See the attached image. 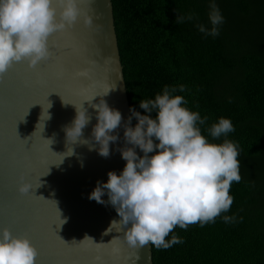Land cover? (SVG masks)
Wrapping results in <instances>:
<instances>
[{"label":"water","instance_id":"water-1","mask_svg":"<svg viewBox=\"0 0 264 264\" xmlns=\"http://www.w3.org/2000/svg\"><path fill=\"white\" fill-rule=\"evenodd\" d=\"M79 7L90 26L79 16L49 36V59L35 68L14 63L0 77V229L26 235L37 248L36 264H153L151 244L129 247L120 224L105 234L121 219L107 192L103 204L89 199L97 181L106 182L109 171L119 174L126 164L116 150L124 145L123 127L116 133L120 139L109 142L107 158L88 145L68 144L63 131L76 115L74 105L83 104L92 116L83 137L90 138L97 120L86 100L93 96L92 103L103 98L122 120L130 115L111 0H79ZM83 69L87 76L78 75ZM22 173L32 181L27 194L17 190ZM85 236L93 241L79 243Z\"/></svg>","mask_w":264,"mask_h":264},{"label":"clouds","instance_id":"clouds-1","mask_svg":"<svg viewBox=\"0 0 264 264\" xmlns=\"http://www.w3.org/2000/svg\"><path fill=\"white\" fill-rule=\"evenodd\" d=\"M81 15L90 26L92 21L86 12L82 13L79 0H0V77L14 63L26 62L29 68H35L42 60L49 59L52 55L49 36L71 27ZM184 19L176 16L177 23ZM187 19L191 20L192 15ZM209 21L212 27L208 29L199 24V31L218 36V26L224 17L215 3L210 4ZM78 75L87 76L88 69ZM186 90L182 84L164 86L154 99L140 100L139 106L146 114L131 108L126 121L103 98L99 103H92L96 97L93 96L86 100L95 110L97 120L90 138L83 137V129L92 119L83 104L79 107L72 104L76 115L70 125L63 127L68 144L78 142L88 145L90 150L96 148L105 158L110 155L109 142L120 139L116 133L123 127L124 145L116 150L126 164L119 174L109 171L106 182L97 181L89 199L103 204L102 197L107 192L108 203L116 208L121 219L113 220L105 234L114 224H120L123 239L131 248L151 244L159 250L183 243L176 235L166 238L177 226L187 229L197 223L201 227L214 223L233 204L230 188L233 182L241 180L238 146L227 138L228 133L235 131L234 126L230 119L220 117L205 129L213 138L210 140L200 127L206 125L208 116L202 117L198 111L190 110L185 97L176 94ZM133 117L137 120L135 126L131 124ZM46 119H50L49 113ZM222 136L225 139L221 143L213 142ZM137 148L142 155L137 153ZM73 153L72 148L67 156ZM18 179L17 190L21 194L29 193L32 181L23 173ZM61 220L60 225L66 222ZM223 220L233 223L236 217L224 215ZM85 239L93 241L85 236L79 243ZM37 255V248L26 235L13 234L7 226L0 229V264H36Z\"/></svg>","mask_w":264,"mask_h":264},{"label":"trees","instance_id":"trees-1","mask_svg":"<svg viewBox=\"0 0 264 264\" xmlns=\"http://www.w3.org/2000/svg\"><path fill=\"white\" fill-rule=\"evenodd\" d=\"M111 2L130 109L146 114L140 100L182 84L187 90L176 94L209 118L202 134L228 118L235 131L227 138L239 152L241 180L231 185L230 210L203 227L177 226L166 239L176 235L183 243L159 250L151 245L153 264H264V0ZM212 3L224 17L215 37L198 28L212 27ZM177 15L185 17L182 23ZM224 215L235 222L225 223Z\"/></svg>","mask_w":264,"mask_h":264}]
</instances>
